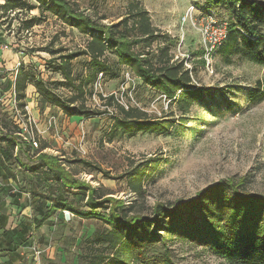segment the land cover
Segmentation results:
<instances>
[{
	"label": "trees",
	"instance_id": "1",
	"mask_svg": "<svg viewBox=\"0 0 264 264\" xmlns=\"http://www.w3.org/2000/svg\"><path fill=\"white\" fill-rule=\"evenodd\" d=\"M0 1L2 13L38 12V17L23 22L25 30L45 19L47 13L86 37L81 51L60 55L61 49L48 50L51 56L57 55L53 71L62 78L50 85L68 90L70 96L56 94L31 72L18 69L12 88L23 114L25 89L32 84L41 109H58L69 118L99 115L86 108L85 99L91 95L99 75L116 79L121 67L128 69L141 86L165 98L179 115L175 126L173 120H150L136 109L117 105L120 118L114 122L115 129L130 137L138 133L164 135L173 129L181 138H194L195 126L203 122L201 112L213 117L234 112L240 105L233 102L235 98L243 99L247 106L264 101V74L253 81L242 80L243 87L214 90L196 86L194 69L186 68L183 61H172L167 38L158 35L138 2H130L118 22L104 25V18L94 20L67 0ZM204 1L208 7H220L226 13V39L213 51V57L225 66L240 62L264 69V0ZM154 43L162 47L152 54L143 52ZM79 57L87 59L86 65L74 75L71 63ZM106 102L111 106L113 97L106 98ZM190 112L193 128L185 127L184 116ZM2 129L6 132L0 134V193L18 209L31 210L30 217H24L14 227L8 226V217L0 214V255H5L6 264L16 262L20 249L32 246L34 230L41 229L56 213L62 214L61 223L66 224V212L101 225L85 241L86 264H174L168 248L171 241L199 246L225 264H264V194H247L242 189L245 179L220 181L188 201L156 204L148 216H143L135 213L133 204L108 198L110 194L104 189L90 187L68 170L75 163L89 168L91 164L63 162L44 153L45 145L33 148L30 141H18L17 132L9 129L0 116L1 132ZM184 129L189 133L182 134ZM14 151L16 154L12 155ZM21 155L33 164L22 163ZM15 164L20 172H15ZM157 166L156 160L148 159L125 172L121 179L127 191L142 198L144 182ZM17 173L27 180L26 190L18 187ZM11 189L15 190L12 194ZM68 196L84 202L86 210L76 208Z\"/></svg>",
	"mask_w": 264,
	"mask_h": 264
},
{
	"label": "rangeland",
	"instance_id": "2",
	"mask_svg": "<svg viewBox=\"0 0 264 264\" xmlns=\"http://www.w3.org/2000/svg\"><path fill=\"white\" fill-rule=\"evenodd\" d=\"M67 1L94 20L104 18L101 21L104 25L118 22L127 5L138 2L147 11L158 35L167 38L172 61H183L186 68L194 69L196 86L214 90L243 87L242 80L253 81L264 74V69L250 64L236 62L225 66L212 54L206 55L199 31L200 18L208 10L207 13L214 14L216 22L226 28L227 23L224 9L208 7L204 0ZM32 16L38 17V12L6 14L0 11V116L9 124V129L17 132L18 141L31 139L36 142V148L45 145L44 153L59 157L63 162L91 164L89 168L75 163L68 170L90 187L104 189L110 194L108 198L133 204L135 213L143 216H148L156 204L194 199L198 192L224 180L245 179L242 189L247 194H264V101L247 106L243 99L235 98L233 102L240 105L234 112L216 117L201 112L199 116H203V122L195 126L197 134L194 138L190 135L181 138L173 129L164 135L138 133L130 137L115 129L114 122L120 118L117 105L136 109L150 120H173L175 126L179 115L165 98L141 86L128 69L121 67L116 79L100 77L91 95L85 99L86 108L99 115L69 118L58 109H41L32 84L25 89L23 114L12 88L18 69L31 72L56 94L70 96L68 90L50 85L61 82L62 78L53 71L58 63L54 62L57 55L51 56L48 50L61 49L60 55H63L83 50L86 43L85 36L47 13H44L45 19L25 30L23 22ZM159 47L162 45L154 43L143 52L152 54ZM86 61L85 57L72 61L74 75L83 71ZM109 97L114 99L111 106L106 102ZM192 117L193 112L184 116L185 127L193 128ZM184 130L182 134L189 133ZM5 132L2 129L0 134ZM148 159L157 161V169L145 180L142 198L135 197L127 191L121 176ZM20 160L26 165L33 164L22 155ZM15 165V172H20L18 164ZM17 180L18 187L26 190L27 180L19 173ZM67 198L73 200L76 208L86 210L84 202L71 196ZM0 200L2 213L8 215V226L23 220L25 215L9 206L8 197L1 196ZM66 214V224L61 223L62 214L56 213L41 229H35L32 246L20 249L13 264H86L85 241L101 225ZM168 248L174 264H225L194 244L171 241ZM6 261L5 255L1 254L0 264H6Z\"/></svg>",
	"mask_w": 264,
	"mask_h": 264
},
{
	"label": "built area",
	"instance_id": "3",
	"mask_svg": "<svg viewBox=\"0 0 264 264\" xmlns=\"http://www.w3.org/2000/svg\"><path fill=\"white\" fill-rule=\"evenodd\" d=\"M193 9V8H192ZM188 16H186L187 18ZM215 16L212 12L204 13L199 21V31L202 36V48L208 57L211 56L213 51L219 48L226 39V26L218 21H215ZM101 75L98 76V79ZM31 145L36 148L37 144L31 140Z\"/></svg>",
	"mask_w": 264,
	"mask_h": 264
},
{
	"label": "crops",
	"instance_id": "4",
	"mask_svg": "<svg viewBox=\"0 0 264 264\" xmlns=\"http://www.w3.org/2000/svg\"><path fill=\"white\" fill-rule=\"evenodd\" d=\"M15 190L14 189H11V194L14 192ZM1 196H3L1 193H0V197ZM5 198V197H4ZM9 198V197H8ZM1 201V200H0ZM9 206H11V207H13V208H15V209H17L18 211H21V214H23V215H25V217H27V218H29L30 217V215H31V210H30V208L29 207H25V208H23V209H18L17 207H15V206H13L12 204H11V199L9 198ZM2 208H3V206H2V204L0 205V214L1 215H6L7 217H8V215L7 214H5V213H2ZM14 227V226H13Z\"/></svg>",
	"mask_w": 264,
	"mask_h": 264
},
{
	"label": "water",
	"instance_id": "5",
	"mask_svg": "<svg viewBox=\"0 0 264 264\" xmlns=\"http://www.w3.org/2000/svg\"><path fill=\"white\" fill-rule=\"evenodd\" d=\"M65 219H66V220L68 219V215H67V214L65 215Z\"/></svg>",
	"mask_w": 264,
	"mask_h": 264
}]
</instances>
